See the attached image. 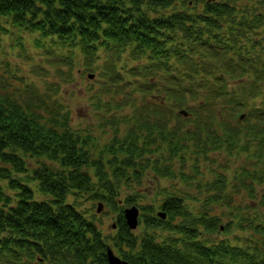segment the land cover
<instances>
[{
	"label": "trees",
	"instance_id": "1",
	"mask_svg": "<svg viewBox=\"0 0 264 264\" xmlns=\"http://www.w3.org/2000/svg\"><path fill=\"white\" fill-rule=\"evenodd\" d=\"M3 20L60 80L40 65L0 91V264H109L108 247L129 264H264V0H0L7 36ZM90 73L97 121L81 127L60 81Z\"/></svg>",
	"mask_w": 264,
	"mask_h": 264
},
{
	"label": "rangeland",
	"instance_id": "2",
	"mask_svg": "<svg viewBox=\"0 0 264 264\" xmlns=\"http://www.w3.org/2000/svg\"><path fill=\"white\" fill-rule=\"evenodd\" d=\"M2 24L11 32L7 36H3V32L0 31V91L3 92L4 88H6V90L13 91V81L15 83V87L24 89L29 81L20 82L18 79L19 76L24 74L28 80L34 82L33 79L36 77V74L41 73L40 65L47 67L46 70H51V73L48 76H45V73H42L41 78H38V80L48 77L47 79H50L51 83L56 84L60 78L52 77L55 67L53 68L52 66H48L45 61L46 58L48 62H51L54 59V56L48 54L44 55V53H42L43 48H37L34 45L35 35L22 33V39L20 40V35L17 32L19 30L16 27L12 26V28L10 23L4 20L2 21ZM20 42H23L22 47L20 46ZM45 47L48 46L45 45ZM57 68L65 76H70L69 72L71 71L76 76V78H78L77 74L79 73V67L77 69L73 68L70 70L69 66H66L64 63H60ZM94 75L97 76L95 80L88 79L87 75H85V78H81L79 81H75V79L69 80L68 82L60 81V93H64L65 98L68 100L74 101L75 105L73 104V120L74 123H79L81 127H87L88 124H92L93 121H97V117L91 109L92 106L90 104L87 105L86 101H84L81 97L84 94L85 89H87L92 84H95V81L98 80V74L95 73ZM12 78H14L13 81ZM240 158L242 163H238L236 161V163L232 164L238 167L244 166V161L246 164L248 159L247 157L244 158V156H241ZM212 166L215 167V163H212ZM87 207L89 208L90 213L96 214L99 220H101L102 224L100 223L99 227L104 233L114 230L113 225L115 220L113 214L109 212V209L106 207V205L99 213L96 212V207L94 208L92 204L87 205ZM106 212L107 214H105Z\"/></svg>",
	"mask_w": 264,
	"mask_h": 264
},
{
	"label": "water",
	"instance_id": "3",
	"mask_svg": "<svg viewBox=\"0 0 264 264\" xmlns=\"http://www.w3.org/2000/svg\"><path fill=\"white\" fill-rule=\"evenodd\" d=\"M214 1L216 0H208V2H214ZM94 77H95L94 74H88L89 79H93ZM180 113L184 115L185 117L189 116V114L185 110L180 111ZM241 118H243V115L241 116ZM102 208H103V204L99 203L97 212H101ZM139 216H140V211L136 207L133 206L130 208H126L125 219L130 229L134 230L139 226ZM160 216L163 219L166 218V215L163 213H161ZM113 228L114 229L116 228V224L113 225ZM106 255H107V260L109 264H129L128 262L121 259L118 255H116V253L111 249V247H108L106 249Z\"/></svg>",
	"mask_w": 264,
	"mask_h": 264
},
{
	"label": "bare ground",
	"instance_id": "4",
	"mask_svg": "<svg viewBox=\"0 0 264 264\" xmlns=\"http://www.w3.org/2000/svg\"><path fill=\"white\" fill-rule=\"evenodd\" d=\"M103 204V203H102ZM105 206V204H103V207ZM98 208V204H96V209ZM139 227V226H138ZM138 227L136 228V229H134V230H137L138 229ZM130 230H132V229H130Z\"/></svg>",
	"mask_w": 264,
	"mask_h": 264
}]
</instances>
